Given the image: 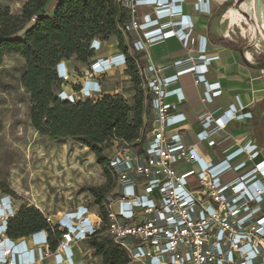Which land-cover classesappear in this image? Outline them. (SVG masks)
Returning <instances> with one entry per match:
<instances>
[{
    "label": "built area",
    "instance_id": "2783aa9c",
    "mask_svg": "<svg viewBox=\"0 0 264 264\" xmlns=\"http://www.w3.org/2000/svg\"><path fill=\"white\" fill-rule=\"evenodd\" d=\"M115 1L126 13L119 25L125 49L116 42L114 52L101 56L106 40L93 37L88 45L93 56L80 84L70 82L68 60L55 65L62 81L56 96L70 103L96 100L103 93L101 78L125 69L131 57L144 94L140 135L133 142L111 140L106 166L114 181L95 203L97 210L78 205L51 217L37 208L47 227L12 239L8 223L18 207L9 193H1L0 264H103L91 255L86 241L92 237L111 240L125 253L126 264H264V159L248 133L233 136L227 130L250 114L234 104L202 110L195 115L199 130L193 140L180 108L183 74L204 86L203 101L220 94L219 83L205 76L218 54L209 53L206 36L193 34L194 23L184 12L187 0ZM210 1L194 0L191 6L209 14ZM257 20L264 40L261 8ZM171 37L195 54L155 61L149 48ZM64 84H70L69 91ZM51 235L57 241L53 250ZM81 243L90 248L85 260L77 255Z\"/></svg>",
    "mask_w": 264,
    "mask_h": 264
},
{
    "label": "trees",
    "instance_id": "16d2710c",
    "mask_svg": "<svg viewBox=\"0 0 264 264\" xmlns=\"http://www.w3.org/2000/svg\"><path fill=\"white\" fill-rule=\"evenodd\" d=\"M50 1L27 0L19 15L12 14L8 6L0 7V65L7 54L24 59L20 80L30 94V120L37 132L54 139H75L95 154L108 183L87 186L86 190L93 196V202L99 204L114 181L106 166L111 140L133 142L140 135L144 111L140 77L133 59L128 57L124 71L136 89L133 106L122 96L105 92L96 100L70 103L56 96L62 81L57 77L55 65L71 58L87 64L93 56L88 46L93 37L102 40L114 37L118 47L125 49L119 25L126 13L115 0H53L54 5L48 10ZM229 46L237 49L231 42ZM45 227L47 223L40 210L23 205L10 219L7 235L17 239ZM56 235H51L52 250L57 245ZM86 242L103 264H126L125 253L108 238L92 237Z\"/></svg>",
    "mask_w": 264,
    "mask_h": 264
},
{
    "label": "rangeland",
    "instance_id": "374dc122",
    "mask_svg": "<svg viewBox=\"0 0 264 264\" xmlns=\"http://www.w3.org/2000/svg\"><path fill=\"white\" fill-rule=\"evenodd\" d=\"M26 1L0 0V7L8 6L12 14L19 15ZM53 5L52 0L47 9L51 10ZM251 34L254 36L252 31ZM115 43L116 39L110 37L99 55L109 54ZM166 50L171 51V47L156 45L151 48V55L161 56ZM68 66L72 73L70 82L80 84L86 77V64L71 58ZM23 69L24 59L16 54L5 55L0 65V194L9 193L17 207L34 206L51 217L78 205H90L97 210L86 187L108 183L103 167L96 162L95 154L77 140L54 139L34 129L30 94L20 80ZM109 71L101 78L103 92L118 94L133 106L136 89L131 78L123 67ZM63 87L69 91L70 84ZM89 249L81 243L78 258L87 259Z\"/></svg>",
    "mask_w": 264,
    "mask_h": 264
},
{
    "label": "crops",
    "instance_id": "0c3cea01",
    "mask_svg": "<svg viewBox=\"0 0 264 264\" xmlns=\"http://www.w3.org/2000/svg\"><path fill=\"white\" fill-rule=\"evenodd\" d=\"M193 1L187 0L184 12L194 23L193 34L206 36L209 53L219 56L212 62L205 76L210 82H218L221 92L211 102L203 101L204 86L195 83L192 74H183L179 77L178 85L185 96L180 108L187 117L185 122L187 133L193 140L195 139L194 134L199 130L195 115L202 110L227 109L231 104L242 106V112L249 113L250 117L231 122L227 130L233 136L248 133L260 149V159H264V40L256 27L258 8L263 12L264 21V0H260L259 4L255 0H239L236 5H232L231 1L223 3L220 0H211L209 14L195 11L191 6ZM230 9L238 11L242 18L235 20L223 18ZM140 10L148 11L147 8ZM219 38H223L224 41H219ZM229 42L237 49H232ZM161 44L165 49L171 47V51L166 50L164 55L153 57L151 48ZM114 49L111 48L109 54H106L105 50V54L110 55ZM149 51L155 61L183 58L188 53L195 54V51L188 52L184 49L176 37L152 45ZM200 147L204 152H213L204 144H200Z\"/></svg>",
    "mask_w": 264,
    "mask_h": 264
},
{
    "label": "bare ground",
    "instance_id": "6f19581e",
    "mask_svg": "<svg viewBox=\"0 0 264 264\" xmlns=\"http://www.w3.org/2000/svg\"><path fill=\"white\" fill-rule=\"evenodd\" d=\"M223 18H227V19H230V20H235V19L242 18V15L238 11H236L234 9H230L224 14ZM251 30H252V33L254 34L253 29H251ZM247 55L249 56L248 53H247Z\"/></svg>",
    "mask_w": 264,
    "mask_h": 264
},
{
    "label": "water",
    "instance_id": "95a60500",
    "mask_svg": "<svg viewBox=\"0 0 264 264\" xmlns=\"http://www.w3.org/2000/svg\"><path fill=\"white\" fill-rule=\"evenodd\" d=\"M256 1V3L257 4H259L260 3V0H255ZM263 34H264V30H263Z\"/></svg>",
    "mask_w": 264,
    "mask_h": 264
}]
</instances>
